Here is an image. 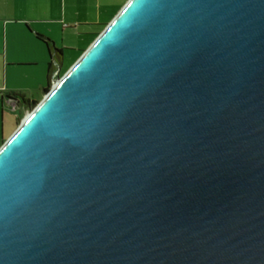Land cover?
I'll return each instance as SVG.
<instances>
[{
    "label": "water",
    "instance_id": "obj_1",
    "mask_svg": "<svg viewBox=\"0 0 264 264\" xmlns=\"http://www.w3.org/2000/svg\"><path fill=\"white\" fill-rule=\"evenodd\" d=\"M0 264H264V0H128L0 147Z\"/></svg>",
    "mask_w": 264,
    "mask_h": 264
},
{
    "label": "crops",
    "instance_id": "obj_2",
    "mask_svg": "<svg viewBox=\"0 0 264 264\" xmlns=\"http://www.w3.org/2000/svg\"><path fill=\"white\" fill-rule=\"evenodd\" d=\"M127 1L0 0V100L3 105L16 111L27 106L21 96L35 101L32 95L39 92L43 97L51 57H59L56 60L60 66L64 51H73L79 57ZM38 34L52 41L61 55L53 48L48 50L37 39ZM40 64L46 65V71L32 82L29 79L34 75H30L28 68ZM16 78L19 79L15 84ZM13 97L20 100L16 107L8 101Z\"/></svg>",
    "mask_w": 264,
    "mask_h": 264
},
{
    "label": "rangeland",
    "instance_id": "obj_3",
    "mask_svg": "<svg viewBox=\"0 0 264 264\" xmlns=\"http://www.w3.org/2000/svg\"><path fill=\"white\" fill-rule=\"evenodd\" d=\"M71 54L69 55V53ZM73 51H64L63 53V60L60 66V69L63 72H66L80 57H76L77 53L75 54ZM40 64L36 65L35 67L28 68L30 75L32 76L29 80L33 82L35 81V77L46 71V65ZM30 77V76H29ZM19 78L15 79V84L17 83ZM33 98L35 101H41L43 97L39 92L33 93ZM32 109L28 108V105L22 107L16 111H11L9 108L3 105V102L0 100V147L1 145L7 140L12 133L16 130V128L20 125L22 120L30 113ZM3 140V141H2ZM2 142V143H1Z\"/></svg>",
    "mask_w": 264,
    "mask_h": 264
},
{
    "label": "trees",
    "instance_id": "obj_4",
    "mask_svg": "<svg viewBox=\"0 0 264 264\" xmlns=\"http://www.w3.org/2000/svg\"><path fill=\"white\" fill-rule=\"evenodd\" d=\"M97 35L98 34H96V36ZM37 39L41 43H43L48 48V50L51 49V48H53V50H55L56 54L61 55V50H58V49L54 48L53 45H52V41H50L48 38H46V37L38 34L37 35ZM51 58H52V61H50L47 64V69H48V71H47V80H48V84L43 89L44 92H48L50 90L51 86L53 85L54 80L57 79V78H59V77H61L65 73V72H63L60 69V61L59 60L58 61L56 60L59 57L55 58V55H54V58L55 59H53V57H51ZM54 73H56L55 78L53 77V74ZM16 96H18V95H16ZM21 100H22L23 104L28 105V108L29 109H33L38 104V101H33V100L25 99L23 96H21Z\"/></svg>",
    "mask_w": 264,
    "mask_h": 264
},
{
    "label": "flooded vegetation",
    "instance_id": "obj_5",
    "mask_svg": "<svg viewBox=\"0 0 264 264\" xmlns=\"http://www.w3.org/2000/svg\"><path fill=\"white\" fill-rule=\"evenodd\" d=\"M13 98H15V99H13ZM13 98H9L8 101L10 102L11 106L13 105L16 107L19 104L20 100L17 97H13Z\"/></svg>",
    "mask_w": 264,
    "mask_h": 264
},
{
    "label": "built area",
    "instance_id": "obj_6",
    "mask_svg": "<svg viewBox=\"0 0 264 264\" xmlns=\"http://www.w3.org/2000/svg\"><path fill=\"white\" fill-rule=\"evenodd\" d=\"M55 76H56V73L53 74V77H54V78H55Z\"/></svg>",
    "mask_w": 264,
    "mask_h": 264
}]
</instances>
